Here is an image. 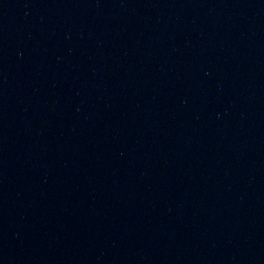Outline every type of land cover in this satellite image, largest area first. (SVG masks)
<instances>
[{"label": "water", "instance_id": "water-1", "mask_svg": "<svg viewBox=\"0 0 264 264\" xmlns=\"http://www.w3.org/2000/svg\"><path fill=\"white\" fill-rule=\"evenodd\" d=\"M0 264H264V0H0Z\"/></svg>", "mask_w": 264, "mask_h": 264}]
</instances>
